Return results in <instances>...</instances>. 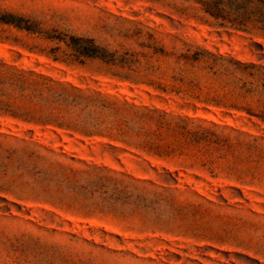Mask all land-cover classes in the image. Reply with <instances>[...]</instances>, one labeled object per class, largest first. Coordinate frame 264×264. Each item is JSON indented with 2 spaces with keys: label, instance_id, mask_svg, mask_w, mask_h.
Instances as JSON below:
<instances>
[{
  "label": "rangeland",
  "instance_id": "obj_1",
  "mask_svg": "<svg viewBox=\"0 0 264 264\" xmlns=\"http://www.w3.org/2000/svg\"><path fill=\"white\" fill-rule=\"evenodd\" d=\"M0 17V264H264L262 108L223 71L264 38L183 0ZM59 33L103 58L54 60Z\"/></svg>",
  "mask_w": 264,
  "mask_h": 264
},
{
  "label": "trees",
  "instance_id": "obj_2",
  "mask_svg": "<svg viewBox=\"0 0 264 264\" xmlns=\"http://www.w3.org/2000/svg\"><path fill=\"white\" fill-rule=\"evenodd\" d=\"M197 5L203 14L214 20L219 26L229 27L236 30L256 33L264 38V0H183ZM0 21L13 23L7 17H0ZM26 30H32L27 26H20ZM53 37V36H51ZM57 42H62L64 48L56 45L50 48L49 52L54 60L64 62H82V58H103L101 48L95 43L93 38L83 36L68 35L59 33L54 36ZM186 57V54L182 55ZM223 65V71L249 78L243 79L240 89L245 95L256 94L255 102L262 111L257 114L248 111L250 115L264 121V67L239 61H228ZM212 67V66H211ZM233 107H236L233 105ZM243 108V107H242Z\"/></svg>",
  "mask_w": 264,
  "mask_h": 264
}]
</instances>
